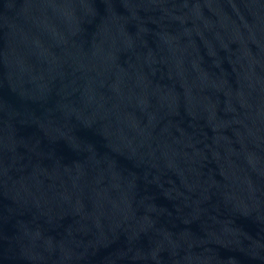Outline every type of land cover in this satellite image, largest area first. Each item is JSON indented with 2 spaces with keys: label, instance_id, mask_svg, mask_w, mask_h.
Masks as SVG:
<instances>
[{
  "label": "water",
  "instance_id": "water-1",
  "mask_svg": "<svg viewBox=\"0 0 264 264\" xmlns=\"http://www.w3.org/2000/svg\"><path fill=\"white\" fill-rule=\"evenodd\" d=\"M0 264H264V0H0Z\"/></svg>",
  "mask_w": 264,
  "mask_h": 264
}]
</instances>
